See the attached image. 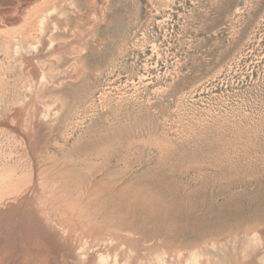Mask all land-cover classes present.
Listing matches in <instances>:
<instances>
[{
  "label": "rangeland",
  "instance_id": "obj_1",
  "mask_svg": "<svg viewBox=\"0 0 264 264\" xmlns=\"http://www.w3.org/2000/svg\"><path fill=\"white\" fill-rule=\"evenodd\" d=\"M66 1L27 0L26 13V0L0 4V184L45 173L87 226L119 224L169 246L264 228V0H75L78 13ZM54 6L68 25H54L53 44L86 40L85 72L58 88L66 109L33 158L5 119L31 79L12 37L18 28L32 50ZM52 58L60 71L75 54ZM27 202L4 222L13 248L36 224Z\"/></svg>",
  "mask_w": 264,
  "mask_h": 264
},
{
  "label": "bare ground",
  "instance_id": "obj_2",
  "mask_svg": "<svg viewBox=\"0 0 264 264\" xmlns=\"http://www.w3.org/2000/svg\"><path fill=\"white\" fill-rule=\"evenodd\" d=\"M3 1L0 0V4ZM33 5L34 2L27 3L22 13ZM65 8L80 12L75 0L66 1ZM65 12L54 6L38 17L30 51L24 48L21 30L17 28L12 37L17 40L12 49L15 64L31 74L30 81L22 86L23 94L9 103L5 117L23 137L20 143L23 155L38 156L67 106V96L58 88L65 85L67 79H78L85 72L80 57L87 49L86 40L77 39L70 44H58V47L50 37L54 25H68ZM96 28L87 29L85 37L94 38ZM61 49L75 54V58L66 69L54 71L52 56ZM43 57H46L44 63ZM35 179L13 183L12 180L1 181L0 264H264V228H260V224L238 228L239 231L220 238L201 242L196 239L200 243L190 246H169L163 238L148 237L142 235V231L119 224L112 223L107 228L89 227L84 219L63 209L64 202L58 199L60 189L55 180L45 173ZM26 201L36 224L28 227L27 239L23 238L24 242L19 243L25 246L13 248L17 231L5 229L4 222L6 218H12V211L22 204L26 209ZM24 222L21 223L26 226Z\"/></svg>",
  "mask_w": 264,
  "mask_h": 264
}]
</instances>
